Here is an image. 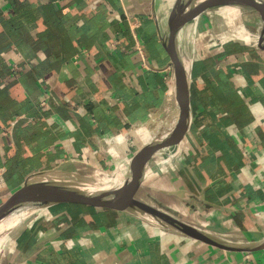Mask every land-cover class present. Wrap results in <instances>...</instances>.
Instances as JSON below:
<instances>
[{"label": "crops", "instance_id": "obj_1", "mask_svg": "<svg viewBox=\"0 0 264 264\" xmlns=\"http://www.w3.org/2000/svg\"><path fill=\"white\" fill-rule=\"evenodd\" d=\"M174 3L0 0V222L28 176L61 170L121 182L134 153L173 128L166 36ZM240 11L254 14L256 33ZM261 25L254 11L217 5L180 26L174 42L188 129L151 157L143 183L144 191L187 192L189 202L166 199L163 210L234 242L264 239ZM177 206L193 220L175 214ZM5 257V264H264V251L227 252L79 205L32 216L0 264Z\"/></svg>", "mask_w": 264, "mask_h": 264}, {"label": "water", "instance_id": "obj_2", "mask_svg": "<svg viewBox=\"0 0 264 264\" xmlns=\"http://www.w3.org/2000/svg\"><path fill=\"white\" fill-rule=\"evenodd\" d=\"M196 0H175L167 20V54L173 66L174 96L170 100L178 106L176 124L166 134L153 139L131 157L123 181L104 184L98 179L61 170L38 172L28 176L21 189L8 201L0 222V259L9 242L32 216L56 205H79L109 209L124 213L156 229L175 234L234 253L264 251V239L255 242H234L213 235L202 228L177 218L157 205L139 198L146 191L158 192L170 201L189 202L191 195L184 191H160L147 189L143 183L147 176V164L161 149L178 142L188 129V88L183 68L175 51V38L182 24L200 15L210 6L231 5L256 12L262 20L256 46L264 52V0H207L192 12L187 10ZM156 201V200H155ZM157 202V201H156ZM203 205L215 207L199 200ZM159 204V202H157ZM8 257H5L4 264Z\"/></svg>", "mask_w": 264, "mask_h": 264}, {"label": "rangeland", "instance_id": "obj_3", "mask_svg": "<svg viewBox=\"0 0 264 264\" xmlns=\"http://www.w3.org/2000/svg\"><path fill=\"white\" fill-rule=\"evenodd\" d=\"M244 12L245 11H240V14L241 15H239V16H237L239 19H241L242 18V22H246L247 24H248V31L250 32V30L252 31V32H254V33H256L257 32V27L258 26H255L254 24H253V20H252V18H253V16H254V14L253 13H250V12H245V14H244ZM232 14H234V13H232ZM234 22V21H233ZM238 23H239V21H238V19L237 20H235V24L236 25H238ZM234 24V23H233ZM252 27V28H251ZM93 178V177H92ZM102 178H109V176H104V177H101V178H99L98 180L99 181H102L101 179ZM93 179H96V178H93ZM112 179V178H111ZM112 181L115 183V184H117V182L118 181H115L114 179H112ZM152 186H154V187H156V188H159V185L157 186V184H154V185H152ZM139 198L141 199V200H143V201H145V202H147V203H149V204H152V205H157L160 209H165V207H164V205L163 204H165V200H166V198L164 197V196H162V195H160V194H158V192H150V191H146V193L144 194H139ZM159 202V204L156 202ZM166 207H169V210H170V206H166ZM171 211V210H170ZM172 212V211H171ZM173 212L175 213V214H177V215H180V216H182V217H185V218H188V220H193L192 218L193 217H191L190 215H188L187 214V212H185L183 209H182V207H180V206H177L176 207V209H175V211L173 210ZM32 218V217H31Z\"/></svg>", "mask_w": 264, "mask_h": 264}, {"label": "bare ground", "instance_id": "obj_4", "mask_svg": "<svg viewBox=\"0 0 264 264\" xmlns=\"http://www.w3.org/2000/svg\"><path fill=\"white\" fill-rule=\"evenodd\" d=\"M206 2H207V0H196V1H194L193 4H192V6L190 7V10L188 11V13L192 12V11L195 10L197 7L202 6V5H203L204 3H206ZM173 104H175L174 101H173ZM101 180H102V182H103L104 184H108V185H110V184L113 183V181H112L111 178H102ZM10 241H11V240H9V242H10ZM9 242H8L7 245H9Z\"/></svg>", "mask_w": 264, "mask_h": 264}, {"label": "built area", "instance_id": "obj_5", "mask_svg": "<svg viewBox=\"0 0 264 264\" xmlns=\"http://www.w3.org/2000/svg\"><path fill=\"white\" fill-rule=\"evenodd\" d=\"M42 106H44V103L42 104Z\"/></svg>", "mask_w": 264, "mask_h": 264}]
</instances>
